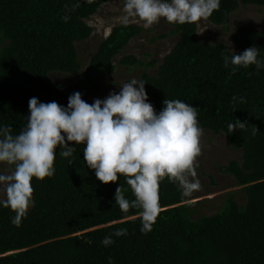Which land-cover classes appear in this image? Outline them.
<instances>
[{
  "label": "trees",
  "instance_id": "1",
  "mask_svg": "<svg viewBox=\"0 0 264 264\" xmlns=\"http://www.w3.org/2000/svg\"><path fill=\"white\" fill-rule=\"evenodd\" d=\"M113 1L124 2L0 0V39L8 42L0 49V126L22 130L32 97L67 108L73 93L85 99L99 92L115 71V59L142 35V27L114 26L75 83L61 88L50 74L80 73L75 44L92 33L85 21ZM246 6L264 7V0H220L207 20L228 31L232 13ZM196 32V24L176 23L171 33L151 39L177 36L154 75L148 73L154 61L125 55L118 65L143 69L137 80L146 83L147 102L157 114L165 99L188 103L196 108L202 130L224 135L232 149L241 151L240 162L219 169L241 187L244 205L230 193L215 214L192 218L195 203H188L177 182L165 178L159 185V215L152 230L142 233L141 209L123 212L114 199L120 185L126 199H135L125 177L101 183L84 161L85 145L68 142L76 149L73 155L62 157L58 147L54 175L32 180L34 206L19 227L11 223L15 213L0 206V264H109V258L112 264H264V67L230 62L225 67L224 57L233 54L223 44L200 42ZM232 40L236 54L256 47L264 63L263 30L239 27ZM236 119L246 121V129L229 133L228 124ZM120 229L127 235L115 236ZM106 236L114 243L104 246Z\"/></svg>",
  "mask_w": 264,
  "mask_h": 264
},
{
  "label": "clouds",
  "instance_id": "2",
  "mask_svg": "<svg viewBox=\"0 0 264 264\" xmlns=\"http://www.w3.org/2000/svg\"><path fill=\"white\" fill-rule=\"evenodd\" d=\"M219 6L220 0H124L120 19L125 25L142 22L146 29L161 19L169 24H199ZM258 56L259 49L251 47L230 59L225 56L224 64L245 68L255 65L259 70L264 63ZM145 84L132 79L121 86L119 93H110L92 104L76 92L69 96L67 108L32 97L30 117L22 130L15 133L10 125L0 126V165L12 169L0 173V206L15 213L13 225L19 227L34 206L32 180L43 181L54 175L57 148L63 149L59 154L65 158L76 151L68 142L85 145L84 161L101 183H116L119 177H125L135 199H126V189L121 185L114 199L123 212L141 209L142 233L152 230L159 215V185L163 179L177 182L184 195L200 190L196 160L203 130L196 108L181 100L165 99L157 114L147 102ZM247 124L236 119L228 124V131L245 130ZM256 131L253 126V134ZM114 235H127V230L120 229ZM112 243L111 236L102 240L104 246Z\"/></svg>",
  "mask_w": 264,
  "mask_h": 264
},
{
  "label": "rangeland",
  "instance_id": "3",
  "mask_svg": "<svg viewBox=\"0 0 264 264\" xmlns=\"http://www.w3.org/2000/svg\"><path fill=\"white\" fill-rule=\"evenodd\" d=\"M123 7L124 2L120 1L106 3L98 9L95 15L85 21L92 28V33L88 39L75 44L77 57L82 69L75 76L51 73L50 78L56 85L65 88L82 78L84 68L99 43L114 26L123 24L120 19L124 14ZM129 24L142 27V35L134 38L122 54L115 59V71L105 78L100 85L99 92L83 99L88 104H92L96 99L104 100L110 93H119L123 84L129 83L132 79H138L143 69L118 65V60L122 56L131 55L144 62L154 61L155 66L148 69V73L154 75L162 58L177 41V36L170 34L164 40H157L154 43L150 42L151 39L160 34L172 32V24L167 23L164 19L147 29L144 28L142 22ZM243 26L264 31V7H239L231 15L228 31L210 24L208 20H203L196 24V38L202 43L223 44L231 54H234L238 51L233 45L232 34L237 28ZM7 44V41L0 39V49ZM200 149V155L196 160V178L200 181L201 188L187 195L188 203H195V212L192 218L215 214L224 205L225 197L230 193H233L235 201L243 206L244 194L241 187L236 185L231 176L221 172L219 169L229 161L240 162L241 151L232 149L224 135H215L206 130H203V134L200 137ZM4 172H10V169L7 165H0V173ZM0 198L3 197L0 196Z\"/></svg>",
  "mask_w": 264,
  "mask_h": 264
}]
</instances>
